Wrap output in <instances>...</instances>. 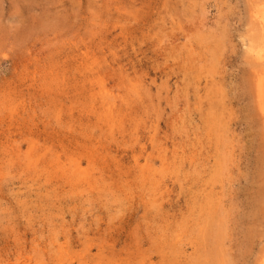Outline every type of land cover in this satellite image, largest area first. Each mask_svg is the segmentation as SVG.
<instances>
[{"label": "rangeland", "instance_id": "374dc122", "mask_svg": "<svg viewBox=\"0 0 264 264\" xmlns=\"http://www.w3.org/2000/svg\"><path fill=\"white\" fill-rule=\"evenodd\" d=\"M263 17L0 0V264H264Z\"/></svg>", "mask_w": 264, "mask_h": 264}, {"label": "bare ground", "instance_id": "6f19581e", "mask_svg": "<svg viewBox=\"0 0 264 264\" xmlns=\"http://www.w3.org/2000/svg\"><path fill=\"white\" fill-rule=\"evenodd\" d=\"M263 18H264V17H263ZM259 21H260V20H259ZM263 21H264V20H263ZM261 24H262V23H261ZM255 25H256V24H255ZM260 31H261V30H260ZM263 32H264V31H263ZM263 32H262V33H263ZM260 37H261V36H260ZM260 37H259V38H260ZM256 80H257V79H256ZM251 85H252V83H251ZM256 89H257V88H256ZM253 95H254V94H253ZM213 117H214V116H213ZM216 118H217V117H214L213 120L216 119ZM215 121H217V120H215ZM219 231H220V230H219ZM217 236H218L217 238H219V237H220V233L217 234ZM219 246H220V245H219ZM210 254H212V256H214V255H216V254H219V250H215V249H213V251H212ZM214 258H215V257H214ZM214 258H213V259H214ZM214 261H215V260H214ZM215 262H216V261H215Z\"/></svg>", "mask_w": 264, "mask_h": 264}]
</instances>
